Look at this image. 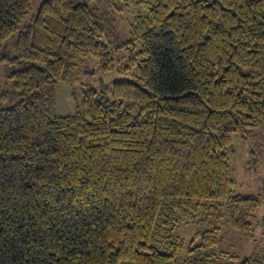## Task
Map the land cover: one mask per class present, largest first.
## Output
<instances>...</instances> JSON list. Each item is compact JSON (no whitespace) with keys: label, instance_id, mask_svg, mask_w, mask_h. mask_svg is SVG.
<instances>
[{"label":"trees","instance_id":"obj_1","mask_svg":"<svg viewBox=\"0 0 264 264\" xmlns=\"http://www.w3.org/2000/svg\"><path fill=\"white\" fill-rule=\"evenodd\" d=\"M34 1L0 0L20 97L0 108V264H261L215 252L220 227L187 250L174 232L223 214L254 237L262 201L231 195L228 154L264 124V0H37L30 17ZM132 5L147 14L111 47ZM91 57L126 78L83 84ZM77 82L81 104L59 115Z\"/></svg>","mask_w":264,"mask_h":264},{"label":"rangeland","instance_id":"obj_2","mask_svg":"<svg viewBox=\"0 0 264 264\" xmlns=\"http://www.w3.org/2000/svg\"><path fill=\"white\" fill-rule=\"evenodd\" d=\"M193 1H212V0H193ZM39 5L35 0L33 10ZM114 17V23L111 30L106 32L103 41L115 47L118 43L130 39L129 29L134 18L137 16H145L147 9L144 5H132L129 8H123ZM0 53L2 56L13 58L16 56V51L12 42H9ZM83 71H91L93 75L88 78H83V84L88 83L92 87L99 88L101 85H109L117 80L125 79L126 76L117 72L107 73L100 69L98 58L91 57L87 60L82 68ZM14 71L13 66H6L0 62V108H7L20 100V97L15 92L13 79L10 77ZM65 89L67 97H64L63 102L58 104L57 112L61 116L72 115L75 112L76 103L81 104L83 91L80 83H76L72 88L64 86L57 90L59 95ZM74 94V97L73 95ZM254 137L252 140H246L241 137V134L234 135L233 150L228 154L232 168L231 180V195L243 196H259L261 198V206L251 219L254 225V237L248 238L243 234L234 231L229 226L227 216L222 214L221 222L215 220V214L196 218L178 225L175 230V235L183 239L186 243V250L189 243L193 239H197L204 231L211 228L220 227L222 229V242L215 248V252H228L240 257L258 258L261 264H264V124L253 131Z\"/></svg>","mask_w":264,"mask_h":264},{"label":"crops","instance_id":"obj_3","mask_svg":"<svg viewBox=\"0 0 264 264\" xmlns=\"http://www.w3.org/2000/svg\"><path fill=\"white\" fill-rule=\"evenodd\" d=\"M62 90H64V92H62L63 94H62V97H61V93H60V95H59V92H58V97H57V99H58V104H59V101H60V104L63 102V100H64V97L66 96L67 97V92H66V90L65 89H62ZM69 95V94H68Z\"/></svg>","mask_w":264,"mask_h":264}]
</instances>
